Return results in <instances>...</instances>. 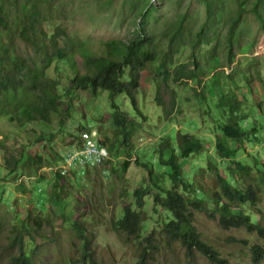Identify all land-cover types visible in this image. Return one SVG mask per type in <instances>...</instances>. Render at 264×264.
Returning a JSON list of instances; mask_svg holds the SVG:
<instances>
[{"label": "rangeland", "instance_id": "1", "mask_svg": "<svg viewBox=\"0 0 264 264\" xmlns=\"http://www.w3.org/2000/svg\"><path fill=\"white\" fill-rule=\"evenodd\" d=\"M20 1L11 0L14 4ZM212 1L209 39L196 55L206 74L203 79H209L213 70L223 73L228 68L232 78H219L216 80L218 87L213 86V80L205 84L195 80L186 87L176 84L175 69L193 60L189 43L180 48L168 68L158 69L163 62V57L160 58L157 65L142 73L136 101L138 111L127 97L117 98L122 111L129 114L130 148L122 143V136L112 122L114 111L107 92L79 90L62 99L61 111L69 108L63 119L59 114L50 125L36 122L23 127L11 121L15 118L11 111L13 106L6 107V100L0 96V264H10V259L18 254L16 238L19 236L24 238L34 264H91L92 260L98 264H137L144 248L148 249V264H213L199 253L187 255L181 244L166 238L160 217L162 209H154L152 194L160 192L156 184L163 189L175 187L170 180L171 169L158 165V150L167 142L179 149L185 135L203 146L189 158L179 157L183 179L207 199V211H195L193 225L202 239L230 264H255L253 248H264V240L244 228L224 229L212 198L220 193L219 175L228 178L234 173V185L241 189L251 184L258 186L260 180L257 171L251 177L240 178L233 170L237 168L235 160L253 168L264 166V30L252 10L255 0ZM27 2L40 8L37 28L42 46L51 48V37L62 30L65 32L60 39L62 47L68 42L70 46L98 55L105 53L103 43L108 40L128 41L143 32L164 39L170 27L184 16L187 22L183 32L188 35L207 20L206 7L201 0ZM241 6L246 11L235 33L238 61L229 65L225 49L228 24ZM257 11L264 17V0ZM15 13L16 8L9 7L11 21ZM15 43L20 56L33 66L42 65V55L37 48L19 38ZM82 63L80 58V67ZM47 77L57 80L60 92H65L74 73L68 66L59 70L54 63ZM202 86L204 91L200 92ZM222 92L235 94L234 99L242 103L237 118L244 120L241 124L249 129L252 142L225 139L220 126L228 121V116L221 109ZM134 110L136 115L132 113ZM88 130L99 131L107 151L112 147L106 165L109 175L104 177L100 172L90 171L85 179L68 176L54 188L57 183L54 169L72 149L71 145ZM218 142L237 150V157L234 160L219 157ZM12 157L20 162L16 172L11 174ZM39 158L44 160L43 167L37 162ZM136 161L148 165L152 175L147 167ZM262 170L264 172V168ZM183 187L180 183L177 189L183 193ZM24 188L32 196L24 194ZM144 188L151 194L144 197L145 206L141 209L137 206L135 191ZM257 190L259 202L241 208L264 226V186ZM128 206L141 212L147 227L141 241L120 235L116 229L115 224L123 218L124 208ZM234 207L242 210L239 205ZM76 221L83 224V234L75 227ZM88 244V258L84 260L83 252Z\"/></svg>", "mask_w": 264, "mask_h": 264}, {"label": "trees", "instance_id": "2", "mask_svg": "<svg viewBox=\"0 0 264 264\" xmlns=\"http://www.w3.org/2000/svg\"><path fill=\"white\" fill-rule=\"evenodd\" d=\"M201 1L206 7L207 20L196 32H190L188 35L183 32L187 22L186 16H184L170 27L164 39H158L151 33L143 32L137 38L128 41L108 40L103 43L105 53L98 55L94 52L70 46L68 42L62 47L60 39L65 35L62 30H58L51 37V48L42 46L37 28L38 17L41 14L39 12L40 8L33 3L27 2V0H22L15 4L11 0H0V96L6 100L4 104L6 107L13 106L11 110L13 114H11L15 118H11V121L17 122L19 127L36 122L50 125L59 114H61L62 119L66 116L65 114L69 108L64 110V112L60 109L63 98L71 97L79 90H92L94 93L101 90L109 94L114 111L112 122L122 136V143L130 148L131 146L128 142V137L130 136L129 125L131 124L129 114L122 111L121 106L117 103V98L120 96L127 97L131 101L133 108L138 111L136 101L142 73L152 68L155 64L157 65L160 58L163 57V62L158 69L168 68V63L173 61L180 48L189 43L190 48L193 50V60L190 64H183L175 69L174 81L176 84L186 87L195 80H198L200 84L213 80V86L218 87L216 80H219V78L223 77L226 80L232 78L230 68L223 73L213 70L209 79L202 78L206 74L204 69L200 67L196 51L209 39V25L211 20H213L214 2L212 0ZM262 1L255 0L252 10L262 23V29L264 30V17L257 11V7ZM7 3L16 8L15 18L12 21L8 17L9 7L11 6H8ZM245 11L244 7L241 6L228 24L225 49L228 54L229 65L238 61L234 47L235 33L242 22ZM17 38L27 44H31L40 51L39 53L42 55L41 66H33L27 59L18 54L15 43ZM80 58L83 62L82 67L79 65ZM54 63H57L59 70L67 66L73 70L74 77L65 92H60V84L57 80L47 77V71ZM192 66L194 68H191ZM215 68L218 69L217 67ZM202 91H204V87L200 89V92ZM234 95H225L223 92L221 94V109L228 116V121L220 126V130L227 140L241 143L243 140L248 139L252 142L253 140H251L248 132L249 129L241 124L244 120L237 118L241 113L242 103L237 98L234 99ZM221 109L217 108L220 112ZM136 111L134 110L132 113L136 115ZM63 126L64 122L61 120V127L63 128ZM170 145L172 143L167 142L165 147L162 146L158 150L156 160L159 166L171 169L170 180L175 187L173 189H163L156 184L160 192L152 194L155 211H158V208L162 209L160 217L165 237L173 243L181 244L186 249L187 255L199 253L213 264H230L229 261L221 258L218 252L202 239L201 234H198L196 227L193 225L194 212L207 211V199L204 194H201L200 190L192 189L185 182L183 179V168L179 164V157L189 158L194 153L201 151L203 148L201 142L189 135H185L182 136L179 149ZM216 148L219 151V157L223 160L225 158L234 160L238 155L237 150L227 148L223 142H218ZM108 149L111 153L112 147ZM129 158H132L131 155H129ZM11 160L10 173L12 174L18 169L20 161L15 160L13 157ZM27 161L31 160L27 159ZM37 162L41 167L44 166L43 159L39 158ZM244 163L235 160L234 164L237 168L233 172L238 173L237 175L241 178L251 177L252 173L257 171L260 175V180L257 182L258 186L251 184L241 189L234 185V173L228 178L219 175L218 187L220 188V193L214 195L212 203L215 213H220L219 222L224 229L244 228L250 233H256L264 240V226L255 222L251 215L244 212L241 208V206L248 203L255 206L259 202L257 188L264 186V172L262 170L264 166L258 165L253 168L254 166L250 164V166H247ZM139 165L147 167L152 175V170L148 165L141 163ZM126 166H129V164H126ZM55 173L57 183L54 188L59 187L62 180L65 181V177L58 172ZM180 183L184 186L183 193L177 189ZM189 193H192L193 197H190ZM24 194L32 196L25 188ZM150 194V190L146 188L136 190L137 206L143 209L145 206L144 197ZM234 205H239L240 207L238 208L242 210H237ZM74 225L81 234L85 232L82 223L76 221ZM115 225L120 235H127L138 241L142 240L144 237L143 232L147 229L141 212H135L130 206L124 208L123 218ZM81 234L80 237L84 239ZM145 241H148V238H145ZM16 242L19 244L18 254L10 259V264H34L32 256L27 253L25 248L24 238L19 236L16 238ZM88 250L89 244L83 252L84 260L88 258L86 255ZM147 251L148 249L146 248L142 250L137 264H148ZM253 254L254 263L261 264L264 259V248L255 246ZM91 264L98 263L92 260Z\"/></svg>", "mask_w": 264, "mask_h": 264}, {"label": "built area", "instance_id": "3", "mask_svg": "<svg viewBox=\"0 0 264 264\" xmlns=\"http://www.w3.org/2000/svg\"><path fill=\"white\" fill-rule=\"evenodd\" d=\"M76 143V144H75ZM72 144V149L62 157L55 172L63 177L83 178L88 172H100L104 177L109 175L106 165L110 161L105 141L98 130H88L79 136V141ZM110 153V152H109Z\"/></svg>", "mask_w": 264, "mask_h": 264}]
</instances>
